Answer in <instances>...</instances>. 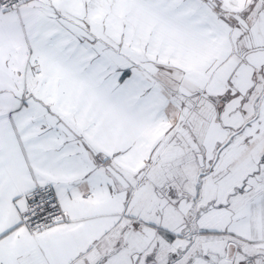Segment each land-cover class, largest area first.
Instances as JSON below:
<instances>
[{
	"label": "snow or ice",
	"instance_id": "obj_1",
	"mask_svg": "<svg viewBox=\"0 0 264 264\" xmlns=\"http://www.w3.org/2000/svg\"><path fill=\"white\" fill-rule=\"evenodd\" d=\"M0 264H264V0H0Z\"/></svg>",
	"mask_w": 264,
	"mask_h": 264
}]
</instances>
